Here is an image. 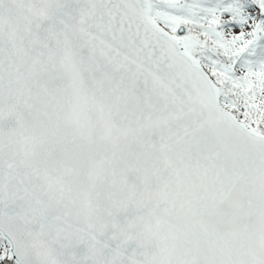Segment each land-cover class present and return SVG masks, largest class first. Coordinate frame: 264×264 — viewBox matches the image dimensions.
<instances>
[{
  "label": "snow or ice",
  "instance_id": "obj_1",
  "mask_svg": "<svg viewBox=\"0 0 264 264\" xmlns=\"http://www.w3.org/2000/svg\"><path fill=\"white\" fill-rule=\"evenodd\" d=\"M0 264H264V0H0Z\"/></svg>",
  "mask_w": 264,
  "mask_h": 264
}]
</instances>
